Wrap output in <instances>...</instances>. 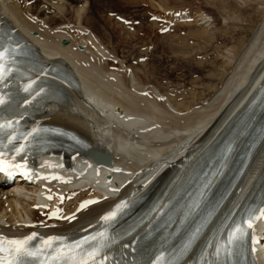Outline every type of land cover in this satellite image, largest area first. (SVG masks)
I'll return each instance as SVG.
<instances>
[{
	"label": "bare ground",
	"instance_id": "bare-ground-1",
	"mask_svg": "<svg viewBox=\"0 0 264 264\" xmlns=\"http://www.w3.org/2000/svg\"><path fill=\"white\" fill-rule=\"evenodd\" d=\"M51 1L62 15L66 9L62 6L64 1ZM239 1L241 4L232 0H217L215 3L230 9L233 14L237 13V21H245L249 25L258 22L251 38L241 40L239 45L237 42L238 47L225 48L219 52L222 54L220 58L217 56L206 63L211 71L208 69L207 83H199L190 90L182 86L174 90L176 93L162 94L158 89L145 87L139 82L134 71L127 70L128 66L84 27V6L75 10V25H64L61 17H53L55 21L51 18L47 22L53 26L58 23V26L46 28L42 21L30 20L29 8L17 0H0L2 16L39 48L43 60L68 67L79 81L78 88L58 83L60 101L49 102L40 118L79 133L93 150L109 157L106 162L109 167H98L93 159H90L92 163L79 158L64 161L66 165L75 161L84 163L87 168L84 175L72 173L65 184L60 181L56 184V187L64 188L63 192L76 193L66 206L70 211H74L83 197L106 196L107 199L82 211L75 222L55 223L47 229L45 226L49 223L27 226L29 222L39 221L36 218L41 209L35 208L37 189L19 191L5 188L0 182V233L18 236L35 231L47 236L85 229L120 198L129 196L139 186L143 185V188L146 185L147 188L161 181L164 183L163 191L169 192V198L189 167L187 158L193 162L201 157L243 115L247 110L244 104L264 89V0ZM163 4L166 6L167 2L163 1ZM254 9L259 12V18L247 14ZM192 21L199 26L206 24L205 28L211 23L204 14L193 16ZM191 35L199 40L211 36L208 29L194 30ZM64 40L66 44H63ZM78 46H83V49ZM179 46L185 51L181 54L186 62L193 49L190 51L188 46ZM171 47L174 49L173 45ZM114 64L126 70L120 71ZM201 64L197 65L203 69L205 65ZM145 90L147 95L143 94ZM161 96L164 99H160ZM118 138L123 144L119 145ZM115 166L120 167L121 172H113L111 168ZM263 174L264 139L230 207L237 206Z\"/></svg>",
	"mask_w": 264,
	"mask_h": 264
},
{
	"label": "rangeland",
	"instance_id": "rangeland-1",
	"mask_svg": "<svg viewBox=\"0 0 264 264\" xmlns=\"http://www.w3.org/2000/svg\"><path fill=\"white\" fill-rule=\"evenodd\" d=\"M17 1L23 7L29 8L27 11L31 19L42 21L46 28L58 26V23L53 26L47 22L51 18L55 21L53 17H61L62 23L75 24V10L84 6L85 20L82 21L84 27L90 30L89 32H92L108 51L123 61L125 66L132 69L139 82L145 87L158 89L162 94L180 89L182 86L190 90L199 83H205L211 72L210 68L206 67L209 61L212 62L217 56L220 58L222 54L219 52L225 48L238 47L241 40H249L258 26V22L249 25L248 22L237 21L235 18L237 13L233 14V11L222 8V5L217 6L215 3L217 0H163L167 2L166 6L162 0H75L76 2L63 0L62 6L66 9L62 15L59 14L57 7L52 6L51 0ZM232 1L240 3L239 0ZM243 6L245 4H242ZM179 9H186L193 16L206 14L211 18V23L207 28L194 22L180 23L163 33L162 23L151 20L152 14L170 17L172 12ZM254 10L248 11L247 14L259 18V12L257 9ZM119 17L130 23L120 21ZM199 29L205 31L208 29L211 36L199 40L191 35V32ZM179 45L188 46L190 51L193 49L187 58L188 63L181 54L185 51L179 49ZM198 63L205 67L201 69ZM114 66L120 71L123 68L126 70L125 67L119 68L118 64ZM40 217L39 215L37 219Z\"/></svg>",
	"mask_w": 264,
	"mask_h": 264
},
{
	"label": "snow or ice",
	"instance_id": "snow-or-ice-1",
	"mask_svg": "<svg viewBox=\"0 0 264 264\" xmlns=\"http://www.w3.org/2000/svg\"><path fill=\"white\" fill-rule=\"evenodd\" d=\"M7 52V49L0 51V62L3 61L5 54ZM7 71V69L4 67L3 63H0V78H2L3 73ZM3 101L0 100V103ZM10 124V122H8ZM5 124H0V128H4ZM35 131V129H33ZM11 139V137L9 138ZM23 146L16 149L17 152L22 151ZM3 153H0V156H2ZM0 166L4 167H13V165H8L6 161L0 160ZM16 168L22 167L21 165L17 164L14 165ZM88 203H91L89 201ZM86 205H81V207H85ZM115 213H110L108 216L103 217V219L107 220L111 216H114ZM245 223L248 225L249 228L252 227L251 221H245ZM237 234L242 235L243 230L238 225L237 228L232 232L229 233V241L231 242L234 238L237 237ZM35 235V234H33ZM101 236L104 234L101 233ZM32 239V237H26L23 240H9L7 241V244L9 247L6 249L2 244H0V253L7 252L8 255L0 256V264H27V261L24 259L25 257H37L39 258L41 254V249L38 247L36 249H32L28 247V240ZM55 238L49 237L47 240L43 241V245L46 248L52 247V241ZM89 238H86L84 241H80L75 245H62L60 248L56 249V251L53 253L52 257L50 259L41 261V264H57V262L60 261H66V264H88V260L92 259L99 251V248H93L92 251L88 252L86 256L81 255L79 259L76 258V249L80 248V245L85 243L86 240ZM91 239H94L91 238Z\"/></svg>",
	"mask_w": 264,
	"mask_h": 264
}]
</instances>
